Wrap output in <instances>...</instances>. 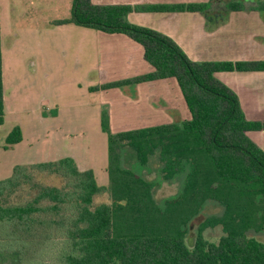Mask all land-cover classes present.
<instances>
[{
  "label": "trees",
  "instance_id": "trees-1",
  "mask_svg": "<svg viewBox=\"0 0 264 264\" xmlns=\"http://www.w3.org/2000/svg\"><path fill=\"white\" fill-rule=\"evenodd\" d=\"M209 4L73 1L70 17L58 24L126 34L142 45L153 68L91 90L175 78L191 118L112 133L104 116L107 185H100L95 171L81 169L72 156L15 166L9 178L0 180L1 262L33 264L47 244L57 241L70 250L62 264H264V239L249 234L251 229L264 231V210L257 200L264 202V149L248 134L264 131V120L248 119L237 93L216 75L264 71V60L195 61L170 35L128 19L134 10L208 13ZM225 5L228 11L246 8L237 0ZM257 9L264 10V2ZM4 93L0 16V125L5 122ZM22 140V128L16 125L5 147ZM126 147L142 164L158 153L167 179L188 165L182 192L162 206L155 181L123 165ZM14 193L21 202L9 203ZM104 193L108 201L96 203ZM208 200L218 201L224 213L208 217L189 245L188 226ZM218 225L224 231L219 241L205 239L203 230Z\"/></svg>",
  "mask_w": 264,
  "mask_h": 264
},
{
  "label": "rangeland",
  "instance_id": "rangeland-1",
  "mask_svg": "<svg viewBox=\"0 0 264 264\" xmlns=\"http://www.w3.org/2000/svg\"><path fill=\"white\" fill-rule=\"evenodd\" d=\"M8 1L15 7L16 13L12 21L16 28L21 26L19 28L21 36L15 46L10 49L6 46L8 37L5 36L3 39L6 101L5 122L0 125V180L9 178L17 165L75 155L81 168H92L96 173L98 183L107 185L109 181L106 170L108 134L102 127L104 116L107 115L109 119V128L112 133L137 127L167 124L172 122L170 114L163 110L149 109L152 103L162 105L164 101L162 97L166 96L169 102L181 109L185 119L191 117L176 79L159 81L160 83L155 87L143 83L131 85L129 89L114 87L105 90H91L104 83L144 73L150 65L144 60L141 45L136 44L141 53L139 54L140 50L134 52L135 63L128 65L125 63L127 57L125 50L119 46L120 44L113 45V52H109L112 46L102 42L98 44L83 41L74 30L60 31L57 28L54 31L50 30L56 15L65 13L64 9L67 8L69 1L64 0L66 6L62 9L56 7V0H48V3L44 2V7L32 9L39 13L26 12L27 1ZM229 1L231 0H170L169 2H209V11L213 12L228 11L225 4ZM237 1L243 2L246 8L233 11L245 12L243 20L248 27L253 26L254 31L258 30L263 19L258 17L256 23L255 14L250 9L259 10L257 9L259 2H264V0ZM2 5L4 7L5 2H2ZM2 13L6 15L5 8ZM146 16L143 21H148V23L151 21L156 23L158 19V17ZM181 16L184 18L173 22L175 26L179 24L180 32L184 31V28L195 26L197 21L193 20V13L183 12ZM30 22H33L34 27L24 25L26 23L30 25ZM150 27L156 29L157 26ZM32 30L36 33L35 36L28 35ZM27 39L30 40L27 42ZM222 55L232 58L237 57L239 52L226 51L222 54L209 50L206 54L208 60L215 61L219 60ZM132 73L133 75L129 76ZM222 75L220 74V77ZM137 94L139 98L136 97ZM47 101L48 104H46ZM41 108H49L48 111H44L48 113L47 116L44 112L42 113L45 119L41 117ZM56 108H58L57 114L60 110L59 115L53 116L52 110ZM162 108L165 110V106ZM16 125L21 126L24 138L20 143L6 148V137ZM123 165L155 181V196L162 206H165L168 199L182 192L189 172L187 165L185 171L167 179L162 172V163L158 153L152 155L146 164H142L135 151L129 147L123 150ZM257 200L260 201L259 204L264 210L263 200ZM8 201L9 203L21 202L19 193H14ZM105 201H108L106 193L95 199L96 203ZM223 213L224 207L218 201L208 200L188 226V244L194 243L199 226L208 217L220 216ZM223 234V228L219 225L203 230L205 239L212 242H218ZM249 234L264 239V231L258 232L256 229H251ZM41 249L43 247L39 251ZM44 250L45 252L41 251L42 254L34 258L33 264H62L63 254L70 251L62 242L57 241L47 244ZM8 260H2L0 264L14 263Z\"/></svg>",
  "mask_w": 264,
  "mask_h": 264
},
{
  "label": "crops",
  "instance_id": "crops-1",
  "mask_svg": "<svg viewBox=\"0 0 264 264\" xmlns=\"http://www.w3.org/2000/svg\"><path fill=\"white\" fill-rule=\"evenodd\" d=\"M26 1L28 2L26 12L28 13L31 12L39 13L32 9L34 7H44V2L48 3V0H38V1L24 0V2ZM67 1H69V3L67 5V8L64 9L65 13L64 14L59 13L58 15H56L55 17L56 19L54 20L55 24L54 23L52 24L50 30L54 31L56 28L59 29L60 31L74 30L77 32V34L81 36L83 41L87 40L90 42H97L98 44L102 42L105 45L112 46L110 47L109 52H113L112 51L113 45L120 44L119 46L123 47V50H125V55L127 56L125 63H127L128 65L135 63L136 58L134 57L135 55L134 52L140 50V48L136 45L139 43L128 37L126 34L105 33L100 30H96L88 27H82L73 23L58 24L56 22L57 20L68 18L71 15L74 0H67ZM92 1L93 3L96 4H129L131 6H140L147 3H171L169 2L170 0H92ZM2 2L3 3L5 2L4 7L2 5ZM55 2H57V4H55L57 8L63 9L66 6L64 0H56ZM3 8H5L6 10L5 16L2 13ZM250 11L254 12L252 13L255 14L254 20H256L255 21L256 23L258 21V17L263 19V22H261L262 24L260 23L261 26L257 24L260 27L256 31H254L253 26L248 27L245 20H243L244 19L243 16L246 15L245 12H239V11L220 10L213 12L210 11L208 13L184 11L188 13H193L194 15L193 20H196L197 22L194 27L184 28V31L181 32L180 30H178V28L180 27L178 26L179 24L177 23L175 26L173 22L178 21V19L184 18L183 16H181L183 12H147V11L134 10L131 13H129L128 19L132 23H136L143 26H148V27L157 26L156 29L159 28L158 30L164 31L168 35L172 36L177 41V43L186 51L189 57L195 61L208 60L206 54L209 50L210 51L215 50L216 52H221L222 54L223 52L226 51H232L235 53L239 52V55H237V57L230 58V57H223L222 55V57H219V60H234V59L264 60V10L250 9ZM15 13H16L15 7L12 6L8 0L5 1L0 0L2 49H3V39L5 36L8 37L6 43V46L8 47L7 49L13 48L16 42L19 41V37L21 36L20 35L21 30L19 29L21 26H19V28L17 26L16 28L15 27L16 25L12 21L14 19ZM146 15L152 18L158 17V19H156V23H154L153 21H151V23H148V21H143V19L147 17ZM24 25L29 27H34L33 22H30V25H27V23ZM36 25L38 26L39 23L37 22ZM71 25H75V26H71ZM28 35L35 36L36 33H34V30H32L31 32L28 33ZM29 40L30 39H27V42ZM140 53L141 50L139 54ZM143 57H144V53H143ZM152 70L153 68L150 65V67L144 73L150 72ZM220 74L223 75L220 77ZM131 75H133V73L130 74L129 76ZM136 75H133L131 77H134ZM216 75L217 77H220V79H222L223 82H225L237 93L241 107L248 119L264 120V71L218 72ZM167 79H175V78H167ZM167 79H160V80L148 81L143 83H148L151 85V87H155L156 84L160 83L159 81H163ZM143 83H139V84H143ZM130 86L131 85L124 86V89H129ZM136 97L139 98L140 96L137 94ZM162 98H164L162 105L157 103L156 104L152 103L149 106V109L153 111L163 110L165 113H168L172 116V122H181L183 120H187L183 117L180 108H178L174 103L169 102L166 96ZM4 99H5V93H4ZM46 104H48V101L46 102ZM162 106H165V110L162 108ZM46 110L48 111L49 108H44V109L41 108L40 110L41 117L43 119H45L46 117L43 116L42 113ZM59 112L60 110H58V114L56 116L59 115ZM137 128H142V127H137ZM248 134L258 145H260L264 149V131H250L248 132ZM74 156L72 157L78 163V158ZM78 165L80 167L79 163ZM81 169H86V168H81Z\"/></svg>",
  "mask_w": 264,
  "mask_h": 264
}]
</instances>
